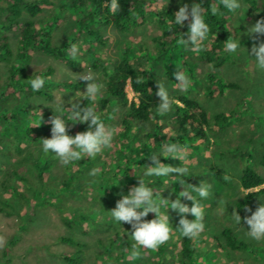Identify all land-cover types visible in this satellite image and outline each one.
Returning <instances> with one entry per match:
<instances>
[{
    "label": "rangeland",
    "instance_id": "rangeland-1",
    "mask_svg": "<svg viewBox=\"0 0 264 264\" xmlns=\"http://www.w3.org/2000/svg\"><path fill=\"white\" fill-rule=\"evenodd\" d=\"M49 1L52 4L44 7L35 20L49 33L52 45L66 46L65 57L73 62V67L39 51H32L26 62L19 61V30H2L8 37L13 57L9 61L0 60V236L6 238V244L0 248V264H159L157 251L144 248L139 249L142 258H128L135 243L131 238L132 227L128 223L116 222L110 213L123 194L127 195L132 187L139 186L140 180L163 198L171 196L173 201L183 190L173 179L178 175L176 173L169 177L138 176L144 170L142 164L147 158L145 149L148 147L142 143L139 145L136 137L132 142L135 155L129 156L130 148L122 139L124 110L100 109V100L105 98V76L127 49L155 64L151 79L156 87L155 93L158 92L157 82H161L171 97L184 94L196 100L208 115L209 123L205 129L208 141L189 148L186 162H170V157L161 152V163L188 168V174L182 177L188 183L199 186L206 181L212 185L211 195L200 200L205 205V230L195 240L194 264H264V241L249 238L246 232L250 229L244 223V217L251 215L245 209L250 208L254 212L264 204V194L253 197L243 207L240 205L245 195L264 187L259 186V190L254 188L249 192L239 183L241 170L246 165L264 180V166L261 164L264 157V69L256 66V57L251 54L254 45L264 43V35L248 33V29L256 21L264 19V15L244 0H240L241 8L235 12L228 10L231 27H242L236 39H240L241 48L235 54L223 49L220 53L224 58L223 65L214 71L219 84H212L208 80L212 68L203 60L202 52L209 48L214 37H207L203 41V50L199 52L188 48L179 57L177 54L167 55L154 62L155 39L161 36L163 24L172 23L157 13L162 7H167L174 17L184 4L190 10L194 4L192 0H144L147 4L142 13L124 31L110 25H95L101 39L99 43L78 29L76 17L79 11L73 12L68 6L61 10L62 0ZM72 44L78 45L75 58L69 52ZM46 69L52 71L44 84L49 88L50 99L37 94L31 87L21 97L18 90L26 81L21 78L9 88L13 73H24L30 79L41 72L43 74ZM177 69L184 71L192 80L186 92L176 88L179 82L173 73ZM86 71L94 73L98 82L104 85L102 97L95 103L88 100L87 105L83 94L87 82L78 77ZM229 83L236 87L222 88ZM126 94L129 102L137 101L129 86ZM60 98L64 108L71 107L70 100H78L82 107H95L105 124L117 129L112 146L104 148L95 157H85L67 166L62 165L55 154H45L41 140L51 138L50 118L62 111ZM219 113L228 116L222 126L214 122ZM63 114L69 123V135L74 137L76 133L88 130L87 123L72 124L73 121L67 120L66 110ZM12 115L17 119L10 118ZM163 132L166 134L165 142H169L172 128L164 125ZM162 148L163 144L161 151ZM148 166L154 165L148 163L145 171ZM93 168L100 170L96 176L89 174ZM122 174L125 175L122 177ZM225 174L231 179L225 180ZM107 187L111 192L104 190ZM182 203L192 206V201L183 200ZM234 210L241 216L239 225L231 216ZM161 212L166 213L167 209L162 208ZM167 214L176 231L173 238L163 245L167 249L163 252L161 264H167L163 262L168 260L178 261L174 249L181 235L177 230L181 216L171 209ZM155 218V213H149L144 219L150 221ZM186 218L195 219L191 215ZM224 227L230 228L251 248L238 252L227 249L219 237ZM65 257L74 262L65 260Z\"/></svg>",
    "mask_w": 264,
    "mask_h": 264
},
{
    "label": "trees",
    "instance_id": "trees-1",
    "mask_svg": "<svg viewBox=\"0 0 264 264\" xmlns=\"http://www.w3.org/2000/svg\"><path fill=\"white\" fill-rule=\"evenodd\" d=\"M193 3L200 4L206 9L205 22L209 25L210 31L208 38H213L212 43L206 51L202 52V58L204 61L210 63L212 68L211 74H208L209 83L219 84L216 80L214 71H217L224 62V58L220 53L223 52L224 42L227 38L237 39L241 26H234L228 22V9L223 6L220 0H192ZM255 11L261 12L264 15V0H244ZM110 0H62L60 6L61 10L65 6H68L73 12L79 11V15L76 17V23L78 29L87 32V35L93 38L96 42H101L98 29L95 25H110L118 31H124L128 24H132L135 21V17L141 14L144 6L147 4L144 0H119L120 11L113 14L108 7ZM52 3L49 0H0V60L9 61L13 57V53L8 43V37L2 30H19L18 49L20 51L18 59L21 62H26L28 55L32 51H39L47 53L55 58H59L69 66L73 67L74 64L70 59L65 57L66 46H54L50 43V35L44 30L43 27L37 25L35 18L41 12L43 8H47ZM215 5L218 8L217 14L213 15L211 7ZM1 12L3 15H1ZM162 17H167L172 23L170 25L163 24L162 34L159 38L155 39L156 45V60H161L164 56H181V53H186L187 49L184 46L178 45L177 41L180 34H186L188 32V23H184L182 27L176 25L172 11L167 7H162L158 12ZM3 16V18L1 17ZM25 16V19L22 18ZM27 17V19H26ZM187 38V36H185ZM133 50H125L120 58L119 62L112 68L110 73L105 76V98L100 100V109L107 110L121 108L124 110L121 120L123 143L130 148L129 156L135 155L133 140L138 138L139 145L144 144L147 150V158L143 161L144 170L138 173V176L145 175V168L148 165H152L150 157L152 155L161 156L162 143L165 142V133L163 132L164 125H169L173 130V135L170 137L168 143H179L186 145L188 148H195L199 143H206L208 141L207 133L205 129L208 126L209 120L205 109L194 99L184 95L177 94L173 98L180 100L184 107L172 106V110L165 116L161 117L156 114V107L160 103V99L156 96V87L152 82V68L155 64H150V60L147 57L135 55ZM221 55V56H220ZM18 68V65H15ZM22 70V68H18ZM13 73V72H12ZM50 69L39 76L46 78L48 74H51ZM18 78L26 80L23 82V86L19 87V95L22 97L26 90H30L29 76L19 72L13 73L10 79L12 88L13 84ZM140 80V83H137ZM211 85V84H210ZM70 85H67L69 87ZM129 86L132 92L136 95L137 102H129L126 94V87ZM40 91H35L37 94L50 99L51 94L49 88L44 85ZM235 88L234 84L223 85L222 88ZM13 94V93H12ZM9 94V97L12 96ZM4 96V95H3ZM18 96H16L17 98ZM88 98L85 97L84 103L87 105ZM16 106V105H14ZM20 111L23 112V109ZM156 116V120L151 119L152 116ZM230 117V116H229ZM13 120L17 119V116H11ZM228 116L224 113H219L214 117L216 124H224ZM156 121H163V123H157ZM10 123V122H9ZM13 124V122H11ZM14 126V124H13ZM18 128V127H17ZM19 129V128H18ZM143 148V147H141ZM264 156V155H263ZM170 162L174 161L168 158ZM261 164L264 166V157L261 159ZM126 174V175H125ZM122 174V177L128 176L127 173ZM217 177L218 174H216ZM123 179V178H122ZM123 180L121 181V183ZM240 187L244 190L254 189L264 184L263 178L257 174L253 168L246 165L241 170ZM108 190L110 189H104ZM264 194V189L258 192H251L245 195L240 205L245 206L250 199L257 195ZM125 195V194H123ZM219 237L222 239L223 245L230 251H244L251 246L245 243L236 236V234L227 227L222 228L219 233ZM68 241V239H62ZM176 248L174 249L178 261L168 260L163 263L172 264H194V255L197 251L196 243L193 240L179 236V239L175 242ZM163 246L159 248L156 253V259L161 264L163 259V252L167 248ZM65 260L74 262L73 259L65 257Z\"/></svg>",
    "mask_w": 264,
    "mask_h": 264
},
{
    "label": "clouds",
    "instance_id": "clouds-1",
    "mask_svg": "<svg viewBox=\"0 0 264 264\" xmlns=\"http://www.w3.org/2000/svg\"><path fill=\"white\" fill-rule=\"evenodd\" d=\"M225 8L229 11L235 12L241 8L240 0H220ZM109 10L115 14L120 11L119 0H110L108 4ZM206 9L200 4L194 3L189 10V6L184 4L174 14V22L179 27L184 25L185 21L188 23V32L180 34L177 41L178 45L185 48L190 47V50L199 52L203 50V41L207 39L210 31L209 25L205 22ZM213 15L217 14L218 8L213 5L211 7ZM249 35L260 34L264 35V19L256 21L254 26L248 29ZM187 36V38H185ZM241 48L240 39L228 38L224 43V50L229 53H237ZM70 55L76 57L78 52V45L72 44L69 49ZM251 54L256 57V66L264 69V43L258 46L254 45L251 49ZM173 76L179 82L176 83V88L182 92H186L192 85L190 77L182 70L177 69ZM79 80L86 81V92L83 93L90 101L95 103L98 98L102 97L104 85L98 82L97 76L86 71L83 75L78 76ZM33 91H40L44 84L45 78L42 76H35L28 79ZM137 80V83H140ZM158 92L156 95L160 98V103L156 107V114L163 117L172 110V106L184 107L183 103L170 96L165 84L157 82ZM61 99V98H60ZM139 104V100L136 101ZM61 99L62 111L50 118L51 138H46L42 141V151L45 154L53 153L64 166L81 161L85 157H95L101 153L104 148L112 146L114 134L117 129L105 124L100 115L97 114L96 108L93 106L82 107L78 100H70V108L63 107ZM63 110L67 111V120L75 123H87L88 130L78 132L73 137L69 135V123L66 122ZM151 119L156 120V116ZM90 122V123H89ZM163 123V121H156ZM33 127H39L33 125ZM162 154L169 156L172 160L185 161L190 149L186 145L179 143L164 142ZM152 165L148 166L145 175L155 177H169L170 174H178L173 179L183 189L179 192V196L173 201L171 196L163 198V196L151 187L147 186L143 180L139 181V186L132 187L127 195H122L117 201L116 207L110 211L112 218L119 223H128L132 227L131 238L135 243L132 245V251L129 254L130 260L140 259V248L148 249L153 252L158 251L161 246L169 242L174 235V228L170 224L168 210L177 211L181 219L179 220V229L181 235L190 240H197L205 230L203 223L205 217V205L200 200H205L211 195L212 185L206 181H202L199 186H193L182 177L188 174L187 167H174L169 164L161 163L160 157L152 155L150 157ZM98 168H93L89 173L91 176H96L99 173ZM225 180H230L231 177L224 175ZM264 187V186H260ZM254 189H248L249 192ZM255 190H259L258 188ZM195 193V195H193ZM197 197L200 199L198 200ZM183 200L192 201V206L182 203ZM167 209V212H161V209ZM245 211L250 212V216L244 217V223L249 227L246 235L256 241H264V204H260L253 212L252 209L246 208ZM149 213H155L156 218L150 221L144 218ZM187 215L193 216L194 220L186 218ZM236 225L241 223V216L237 211L231 214ZM6 244V238L0 236V248ZM127 251V249H126Z\"/></svg>",
    "mask_w": 264,
    "mask_h": 264
}]
</instances>
